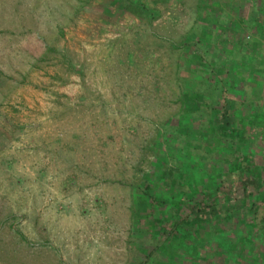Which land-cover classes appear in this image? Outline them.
I'll list each match as a JSON object with an SVG mask.
<instances>
[{
  "label": "rangeland",
  "instance_id": "obj_1",
  "mask_svg": "<svg viewBox=\"0 0 264 264\" xmlns=\"http://www.w3.org/2000/svg\"><path fill=\"white\" fill-rule=\"evenodd\" d=\"M232 148L264 165V0H0V264H264L250 211L160 231Z\"/></svg>",
  "mask_w": 264,
  "mask_h": 264
},
{
  "label": "trees",
  "instance_id": "obj_2",
  "mask_svg": "<svg viewBox=\"0 0 264 264\" xmlns=\"http://www.w3.org/2000/svg\"><path fill=\"white\" fill-rule=\"evenodd\" d=\"M125 8L131 11L134 14L140 15L142 14V9L139 5L129 2L124 4ZM217 107H220L221 112L216 117V115L212 116V122L214 125V129L218 130L220 137H223V142L225 147H232L233 140L236 139L235 132L237 131L236 127H234V116L228 113H225L228 108L225 106V103L220 102ZM213 110V108L211 109ZM217 114V113H216ZM235 138V139H234ZM231 142V143H230ZM234 143V142H233ZM237 152H241L239 149H231L229 155L232 157L230 161L226 164V168H231L233 170H237L238 178L232 180H226L225 177L220 178L216 183H213L211 187L207 190H203L200 192V197L198 199L193 196L192 191L186 195L185 201L188 202L186 211H184L180 216L177 213L173 214L176 217H172L171 214L175 212H169L170 224L169 226H159L160 231L164 234L162 238H170L173 236L182 237L187 234V231H191L194 229L195 224H203L206 220L209 219L211 215H218L219 212L224 211L226 215L231 214V212H235L239 217V223H242V215L247 216L251 212V218L249 221L245 222V228L248 229L245 233H241L239 230V226L236 225V229L233 233V242L232 247H237L240 251L242 248H252L254 240L257 238V233L259 230H263L264 232V215H260L259 219L256 218L255 209H253V204L243 206L245 203V198L254 193L260 194L263 200L264 207V165H248L244 164L243 160L240 158H236L234 155ZM169 172H172V167H168ZM245 171V173H244ZM228 173V171H227ZM244 173V174H243ZM173 183L177 185H184L185 182L181 181V178L171 177ZM239 184V191L236 190L235 185ZM146 191L145 193L149 197L150 200L154 202H167L165 198L157 197L155 195L149 194ZM240 192V196L237 193ZM260 202V201H259ZM226 203L231 204V209L227 210ZM174 207H177L178 203L176 201H172ZM245 208V209H244ZM258 208V207H256ZM179 209L177 208V211ZM248 211H250L248 213ZM264 212V210H263ZM167 218H162L159 222L166 220ZM261 221V222H260ZM260 223V224H259ZM253 235V236H251ZM136 264H142L139 261Z\"/></svg>",
  "mask_w": 264,
  "mask_h": 264
},
{
  "label": "crops",
  "instance_id": "obj_3",
  "mask_svg": "<svg viewBox=\"0 0 264 264\" xmlns=\"http://www.w3.org/2000/svg\"><path fill=\"white\" fill-rule=\"evenodd\" d=\"M263 205V202H260L257 204V207L261 208V210L263 211L264 210V207L262 206ZM260 224V223H259ZM264 234L263 232L260 234V236Z\"/></svg>",
  "mask_w": 264,
  "mask_h": 264
}]
</instances>
